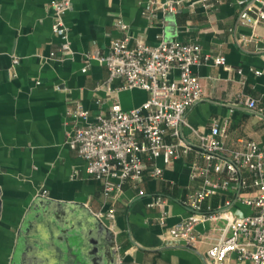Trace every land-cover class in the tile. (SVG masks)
Listing matches in <instances>:
<instances>
[{
	"label": "crops",
	"instance_id": "obj_1",
	"mask_svg": "<svg viewBox=\"0 0 264 264\" xmlns=\"http://www.w3.org/2000/svg\"><path fill=\"white\" fill-rule=\"evenodd\" d=\"M153 1L72 0L65 13L72 53L59 60L50 56L61 42L52 30V0H0V264H29L33 253L24 247H36V264H88L82 234L96 223L106 227L94 213L105 211L108 202L101 182L87 173V161L68 144L75 124L70 111L77 101L92 115L107 113L113 102L131 109L142 105L149 92L120 89L121 78L110 79L106 65L87 54L106 52L118 37L154 44L158 34L201 47V61L193 69L203 93L186 111L188 125L181 127L191 149L185 153L180 146L167 165L162 158L148 160L149 168L162 166L159 178L146 170L139 183L127 180L115 203V231L108 229L122 256L118 264H215L207 251L219 237L221 222L198 225L193 245L168 240L166 229L191 213L185 199L202 180L194 174L204 164L197 133L225 125L228 148L253 139L264 149V19L255 24L240 19L246 6L262 4L185 0L177 12L148 17ZM216 55H224L226 63L215 64ZM177 75L175 70L172 76ZM250 98L257 109L248 106ZM237 194L218 190L204 206L217 208ZM39 196L68 204L72 212L56 217L37 209ZM155 197L164 203L148 206ZM232 209L250 211L239 201ZM70 230L83 238V250L69 243ZM225 264L239 261L232 256Z\"/></svg>",
	"mask_w": 264,
	"mask_h": 264
},
{
	"label": "built area",
	"instance_id": "obj_2",
	"mask_svg": "<svg viewBox=\"0 0 264 264\" xmlns=\"http://www.w3.org/2000/svg\"><path fill=\"white\" fill-rule=\"evenodd\" d=\"M245 1L238 0L240 4ZM184 3L185 0H154L146 15L158 17L160 13L177 12ZM71 4L72 0L51 2L52 30L61 42L58 51H52L50 56L59 60L72 53L65 21ZM261 4L246 6L240 14L241 21L255 24L264 19V0ZM120 28L125 30L127 25L120 23ZM156 38L154 44L143 40L131 44L128 37H118L112 39L106 52L96 49L87 54L106 65L110 79L121 78L120 89L139 87L148 91L149 97L142 105L124 109L119 102H113L107 113L92 115L77 101L70 111L75 124L68 144L87 161V173L101 182L108 208L94 214L113 232L115 203L125 182L131 179L139 183L146 170L159 178L162 166L154 164L149 168L148 160L162 158L167 165L179 154L180 146L185 153L191 149L181 138V127L188 125V108L202 97L203 88L193 69L201 61V47L196 41L166 39L162 34ZM212 61L223 65L226 57L216 55ZM18 62L15 57L14 63ZM175 70L178 75L173 77ZM247 103L257 109L255 99L250 98ZM167 135L172 137L171 141ZM225 136L226 126L218 124L209 132L197 133L204 164L196 167L194 174L202 180L186 196L191 213L168 226L166 238L193 245L200 236L196 231L198 225L221 222L219 237L207 251L215 264H225L232 256L239 264H264V149L253 139L241 140L238 149H230L225 145ZM229 189L238 190L235 198H226L217 208L204 206L205 200L218 190ZM235 201L250 211L236 214L232 209ZM163 203L161 197H155L148 206ZM121 261L119 255L118 262Z\"/></svg>",
	"mask_w": 264,
	"mask_h": 264
},
{
	"label": "water",
	"instance_id": "obj_3",
	"mask_svg": "<svg viewBox=\"0 0 264 264\" xmlns=\"http://www.w3.org/2000/svg\"><path fill=\"white\" fill-rule=\"evenodd\" d=\"M44 197L45 196L38 197L34 205L35 208H43L44 212L55 214L56 217H59L60 214L67 216L68 212H72V209L68 208L70 207L68 204L56 203ZM26 231H28V227L25 228L23 232ZM68 234L69 243H71L73 247L78 246L81 250L85 247V245L81 246L83 244L81 239H86L85 258L88 264H98V261H101L99 264H118V251L114 235L101 222L96 223L89 228L86 233H83V238L81 237V239L77 232H72L70 230ZM102 239H104L106 243L101 245Z\"/></svg>",
	"mask_w": 264,
	"mask_h": 264
},
{
	"label": "flooded vegetation",
	"instance_id": "obj_4",
	"mask_svg": "<svg viewBox=\"0 0 264 264\" xmlns=\"http://www.w3.org/2000/svg\"><path fill=\"white\" fill-rule=\"evenodd\" d=\"M21 248H22V247H19V249H21ZM22 250H23V249H22ZM29 250L32 251L31 253H33V254H31L30 257L33 256V258H32V260H30L28 263H29V264H36V247H24V251H26V253H27ZM21 256H24V255L22 254ZM22 259H23V257H20V258H19L20 261H21ZM25 262H27V259H26Z\"/></svg>",
	"mask_w": 264,
	"mask_h": 264
}]
</instances>
